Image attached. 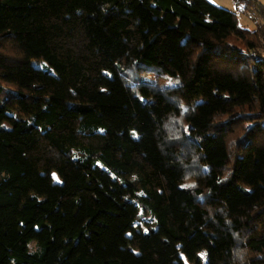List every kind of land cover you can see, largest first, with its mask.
I'll return each instance as SVG.
<instances>
[{"label": "trees", "instance_id": "16d2710c", "mask_svg": "<svg viewBox=\"0 0 264 264\" xmlns=\"http://www.w3.org/2000/svg\"><path fill=\"white\" fill-rule=\"evenodd\" d=\"M234 1L253 29L210 0H0V264H264V5Z\"/></svg>", "mask_w": 264, "mask_h": 264}, {"label": "rangeland", "instance_id": "374dc122", "mask_svg": "<svg viewBox=\"0 0 264 264\" xmlns=\"http://www.w3.org/2000/svg\"><path fill=\"white\" fill-rule=\"evenodd\" d=\"M222 7H225L227 9H230L234 12H236L238 14V19H239V24L245 28H250V29H253L254 26H255V20L254 18H256V14L251 12V11H244V8H245V4H236V2L234 0H210ZM262 2V4L264 5V0H260ZM38 66L40 67H44L43 64H39ZM141 78L142 79H145V80H151L153 79V77H151V75H146V72H141ZM133 79H136V78H133ZM176 84L175 81L173 80H170V79H166V80H163L161 82V85L162 86H171V85H174ZM12 90L10 87H5V91L4 92H8ZM7 98V93L3 94V95H0V100L2 99H5ZM8 125V124H7ZM55 178L57 180L58 179V176L56 174H54ZM145 219L150 221V217L149 216H145ZM153 224V223H152ZM141 227L143 229H146L147 226L145 224H141ZM202 257H204V254H202ZM190 264H196L195 263H190Z\"/></svg>", "mask_w": 264, "mask_h": 264}, {"label": "built area", "instance_id": "2783aa9c", "mask_svg": "<svg viewBox=\"0 0 264 264\" xmlns=\"http://www.w3.org/2000/svg\"><path fill=\"white\" fill-rule=\"evenodd\" d=\"M262 52H263V54H264V50H263ZM254 55H255V56H258V54H257V53H254Z\"/></svg>", "mask_w": 264, "mask_h": 264}, {"label": "crops", "instance_id": "0c3cea01", "mask_svg": "<svg viewBox=\"0 0 264 264\" xmlns=\"http://www.w3.org/2000/svg\"><path fill=\"white\" fill-rule=\"evenodd\" d=\"M261 2V1H260ZM262 3V2H261Z\"/></svg>", "mask_w": 264, "mask_h": 264}]
</instances>
